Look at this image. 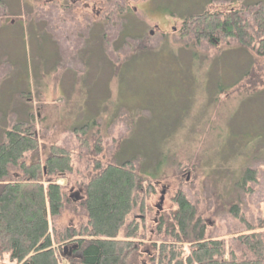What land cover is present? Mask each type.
<instances>
[{"label": "rangeland", "instance_id": "obj_1", "mask_svg": "<svg viewBox=\"0 0 264 264\" xmlns=\"http://www.w3.org/2000/svg\"><path fill=\"white\" fill-rule=\"evenodd\" d=\"M258 1L0 0V18H22L25 28L15 38L16 25L0 29V142L4 131L26 123L42 159L52 145L77 154L74 130L87 126L95 135L89 144L100 141L94 160L101 164L147 150L156 160L144 159L143 169L155 172L162 162L126 221L144 231L141 252L158 243L152 223L175 210L180 192L202 215L208 239L251 258L237 238L250 234L245 222L261 227L264 240V89L240 96L231 87L248 70L242 92L264 83L263 63L232 40L214 46L183 37L181 16ZM91 161L74 157L72 173L50 180L79 197ZM247 170L254 181L244 178ZM80 218L63 212L53 226L62 231ZM70 247H62V264L73 256Z\"/></svg>", "mask_w": 264, "mask_h": 264}, {"label": "trees", "instance_id": "obj_2", "mask_svg": "<svg viewBox=\"0 0 264 264\" xmlns=\"http://www.w3.org/2000/svg\"><path fill=\"white\" fill-rule=\"evenodd\" d=\"M181 20L183 37L214 46L232 40L236 48L262 60L264 75V0L244 8L184 15ZM251 76L248 70L231 92L248 96L264 89L262 83L242 92V82ZM74 132L80 139V153L52 145L42 159L32 126L16 123L4 131L0 142V264H62L65 245L71 246L73 255L65 258L66 264H264V240L257 231L261 227L244 222L250 234L237 240L251 258L238 259L234 248L206 237L202 215L180 192L172 198L175 210L152 223L158 243H152L151 252H141L144 231L139 233L134 222L126 226V221L142 205L144 185L155 180L162 159L155 172L143 169L146 160L156 158L146 154L147 150L142 156L130 155L120 162L114 157L101 164L94 160L101 151L98 138L97 143L89 144L95 135L89 137L87 126ZM74 157L85 158L87 164L93 159L77 200L50 180L72 173ZM254 173L247 170L244 178L254 181ZM67 211L81 218L76 225L57 231L53 222Z\"/></svg>", "mask_w": 264, "mask_h": 264}, {"label": "flooded vegetation", "instance_id": "obj_3", "mask_svg": "<svg viewBox=\"0 0 264 264\" xmlns=\"http://www.w3.org/2000/svg\"><path fill=\"white\" fill-rule=\"evenodd\" d=\"M52 1H54V0L40 1V2H52ZM29 2H34V1H30L29 0ZM77 2H78V0H70V4L71 5H75ZM0 6H1V3H0ZM83 7L87 8L88 5L84 4ZM23 23H24V21L22 20V18L8 19L6 16H3V17L0 18V29H4L5 25H6L7 28H11L12 26L16 25V29H15L16 33L15 34L13 33L14 38H15L16 35H19L18 33L21 34V33L25 32V28L23 26ZM18 29H21V31H18ZM162 189H163V187H162ZM161 192H162V190H161Z\"/></svg>", "mask_w": 264, "mask_h": 264}, {"label": "water", "instance_id": "obj_4", "mask_svg": "<svg viewBox=\"0 0 264 264\" xmlns=\"http://www.w3.org/2000/svg\"><path fill=\"white\" fill-rule=\"evenodd\" d=\"M30 1L40 2V1H48V0H30ZM150 35H152V33H150ZM164 194H165V189L163 188L162 192L160 193L159 202H158V204L155 207L157 215L162 210V203H163V200H164ZM73 196L76 198V200L79 198L77 195H73ZM70 198H72V196Z\"/></svg>", "mask_w": 264, "mask_h": 264}]
</instances>
